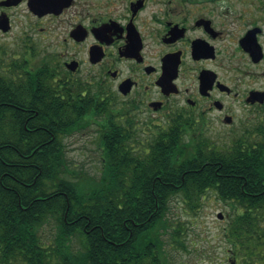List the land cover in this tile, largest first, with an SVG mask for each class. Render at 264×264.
Wrapping results in <instances>:
<instances>
[{
	"label": "trees",
	"instance_id": "1",
	"mask_svg": "<svg viewBox=\"0 0 264 264\" xmlns=\"http://www.w3.org/2000/svg\"><path fill=\"white\" fill-rule=\"evenodd\" d=\"M95 88L93 78L57 79L45 65L29 71L24 59L0 67L5 256L26 264H115L116 245L119 260L128 246L142 251L148 245L150 256L132 264H172L163 235L189 255L196 250L185 245L187 227L167 220L170 200L179 196L194 212L211 192L231 204L222 238L236 263L264 264V122L249 133L256 138L219 146L204 137L187 140L189 118L144 136L135 118L120 120L122 112L101 101L113 100L111 93ZM92 125L102 147L96 179L69 168L65 143ZM34 149L42 152L28 153ZM73 239L80 248L72 247Z\"/></svg>",
	"mask_w": 264,
	"mask_h": 264
},
{
	"label": "flooded vegetation",
	"instance_id": "2",
	"mask_svg": "<svg viewBox=\"0 0 264 264\" xmlns=\"http://www.w3.org/2000/svg\"><path fill=\"white\" fill-rule=\"evenodd\" d=\"M17 12L27 32L15 40L29 71L45 65L57 79L83 72L144 136L181 118H189L187 140L258 136L249 133L263 123L264 0H0V21L10 27L1 35ZM119 248L115 264L147 257L151 247L128 246L121 260ZM236 260L228 249L223 262ZM0 264L26 263L0 246Z\"/></svg>",
	"mask_w": 264,
	"mask_h": 264
},
{
	"label": "rangeland",
	"instance_id": "3",
	"mask_svg": "<svg viewBox=\"0 0 264 264\" xmlns=\"http://www.w3.org/2000/svg\"><path fill=\"white\" fill-rule=\"evenodd\" d=\"M21 31L27 32L24 13L17 12L14 14L11 33L8 35L0 33V67L9 66L13 61H20L27 56L22 44L17 45L18 41L15 40ZM33 58L39 63V58ZM76 77L85 78L83 72ZM261 118L264 122V114ZM65 143L69 168L76 175L84 178H98L102 157L98 127L92 125L83 132L73 134L65 140ZM225 143L228 144V142ZM231 211V204L221 202L211 192L206 193L200 202V207L194 212L182 202V198L173 197L169 202L167 220L170 221L171 227L178 223L187 227L183 238L185 245L187 246L190 242L195 244L196 251L189 255L177 246L171 235H163L164 252L168 260L172 264H229L223 262L226 251L230 247L229 243L222 238V229L226 226ZM219 213L224 216L222 220L217 218ZM72 247L80 248V241L73 239ZM188 249L190 250V246Z\"/></svg>",
	"mask_w": 264,
	"mask_h": 264
},
{
	"label": "water",
	"instance_id": "4",
	"mask_svg": "<svg viewBox=\"0 0 264 264\" xmlns=\"http://www.w3.org/2000/svg\"><path fill=\"white\" fill-rule=\"evenodd\" d=\"M0 29L2 32H7L10 29V27L8 26V23L5 19L0 21ZM69 67L71 70L75 69V65H70ZM217 218L221 220L222 214L221 213L217 214Z\"/></svg>",
	"mask_w": 264,
	"mask_h": 264
}]
</instances>
